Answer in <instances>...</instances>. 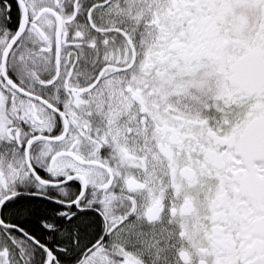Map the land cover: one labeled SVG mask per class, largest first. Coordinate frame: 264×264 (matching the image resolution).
Listing matches in <instances>:
<instances>
[{
    "label": "snow or ice",
    "instance_id": "obj_1",
    "mask_svg": "<svg viewBox=\"0 0 264 264\" xmlns=\"http://www.w3.org/2000/svg\"><path fill=\"white\" fill-rule=\"evenodd\" d=\"M0 264H264V0H0Z\"/></svg>",
    "mask_w": 264,
    "mask_h": 264
}]
</instances>
